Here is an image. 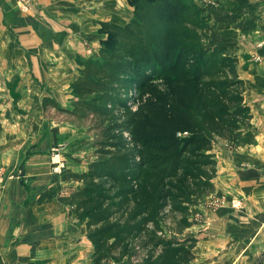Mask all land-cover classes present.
<instances>
[{"label": "trees", "instance_id": "16d2710c", "mask_svg": "<svg viewBox=\"0 0 264 264\" xmlns=\"http://www.w3.org/2000/svg\"><path fill=\"white\" fill-rule=\"evenodd\" d=\"M129 1L124 24L100 22L96 56H76L71 107L43 96L39 108L97 135L87 169L64 176L82 183L69 204L93 264H198L183 232L192 200L214 189L213 141L255 139L245 81L231 49L207 43L195 0Z\"/></svg>", "mask_w": 264, "mask_h": 264}, {"label": "crops", "instance_id": "0c3cea01", "mask_svg": "<svg viewBox=\"0 0 264 264\" xmlns=\"http://www.w3.org/2000/svg\"><path fill=\"white\" fill-rule=\"evenodd\" d=\"M35 1L32 10L25 14L16 8L14 0H0V113L10 110L12 97L6 85L10 81L14 82L12 91L21 105L23 98L44 94L66 107L72 97L70 85L78 74L76 56L88 58L89 48L91 55L96 54L105 38L99 32L100 22L124 24L131 18V8L123 0ZM195 1L199 5L202 2ZM227 2L230 3L222 8L211 6V14L215 29L220 27L216 32L232 34L223 44L238 58V71L247 90L253 89L249 91L251 103L247 104H253L255 139L234 155L215 156L213 184L215 191L226 193L229 200L246 199L241 200L244 206L237 211L228 207L230 203L210 209L202 203L203 195L196 197L190 211V219L195 220L191 219L184 233L197 239L194 249L199 253L211 252L216 264H261L255 257L264 254L254 242L263 239L264 221L256 224L257 220L246 217L256 219L258 214L253 210L264 205V200L259 199L264 176L257 163H252L250 170L243 167V157L248 161L264 157V115L259 116L264 113V87L257 89L258 84L264 85V64L255 60H264V0ZM106 7L111 10L109 13ZM202 14L204 17L203 10ZM223 19L224 24L218 25ZM3 121L1 117L0 125L6 126L8 122ZM24 141L11 145L9 137L0 135V264H89L86 227L69 204L75 189H71L67 179L59 180L60 174L53 173L51 165L49 169V162H42L38 145H33L26 156L25 167L15 172L19 157L16 145ZM252 221L255 223L251 225ZM246 227L254 231L246 234ZM220 251L223 260L216 259Z\"/></svg>", "mask_w": 264, "mask_h": 264}, {"label": "rangeland", "instance_id": "374dc122", "mask_svg": "<svg viewBox=\"0 0 264 264\" xmlns=\"http://www.w3.org/2000/svg\"><path fill=\"white\" fill-rule=\"evenodd\" d=\"M14 1H15L16 8L21 13H25V14L30 12L32 10V8L35 6V5L32 6V8H30L29 10L23 11L22 4H20L18 6L17 0H14ZM123 1H124V3L126 1L125 4H127L131 8V14L130 15L132 16V6H131L130 1L129 0H123ZM35 3H36V1H35ZM226 3H230V2H227V0H202L200 5L197 3L199 5V7L201 8V16L202 17H203L202 10L204 12L203 19L205 20V30H206V34H207V43L209 45H225L223 43L228 41L227 37L230 38L232 36V34H226L225 31H222V30L216 32L217 30H219L220 27L215 29L216 23H215L213 16L211 14V11H213V9H211V6H214L215 4H217V5L221 6V8H222V6ZM97 7L98 6H95V8H97ZM104 7L105 6H103L102 8L104 9ZM105 11H106V13H109L111 10L108 7H106ZM105 11H103V12H105ZM224 21H225V19L218 21V25H221L222 23L224 24ZM238 37L241 39L242 38L241 34ZM219 43H221V44H219ZM96 54H93L92 56H89V57H94V56H96ZM6 85H7V88H10L9 94L12 97V101L10 100L9 112L0 113V118L2 117V119H4L3 123L8 122V124L6 126L0 125V135L9 137L11 145L16 144L17 140H20V139L25 140L23 144L19 143V146L16 145V149L18 148L19 157H18L16 164H15L16 165L15 166V172L18 171L21 166L25 167L24 166L25 161L28 160V157H26V156H28L30 154V152L33 150V148H32L33 145H36V146L38 145V148H40L39 150L41 151L42 162L43 163L49 162L48 167L50 169V165H51V162L49 159L50 148L52 146L54 147V144L57 145L58 143H62L63 141H70V145H68L65 148V151L63 154V159L65 160L66 167L64 168L63 172L59 175V180L62 179L63 181H66L64 179V176H66L69 173L81 172L80 170H82L83 167H87L88 163L91 162L92 160H94V158H95V156H94V152H95L94 144H95L97 135L95 134V132L93 130H90V126H89L88 122H85V121H74V122L68 121V119H70L69 117H67L66 115H61V116L55 115L54 111L51 110L50 108H48L47 111L45 112V114H43V112L39 108V105L41 103L40 101L43 98V96H47L44 94L43 95H35L33 98H23L22 99V105L24 106V108H21L22 105L20 103H18L19 98H15V96H14L16 94V92L12 91L13 86H14V82L10 81ZM259 87H264V85L258 84L257 89H259ZM245 88H246L245 94H244L245 102L251 103L252 98L249 94V91L253 90V89L248 88V90H247L246 86H245ZM36 97L38 98L37 101H35ZM75 98L76 97L72 94V97L70 99H68L69 102H68V105H66V107H71V104ZM17 103L19 104V107H18ZM249 106H250L252 115L254 117L253 104H250ZM263 115H264V113H259V116H263ZM253 117L251 119V126L255 132V129L253 127L254 125H252L253 124L252 123ZM260 120L263 121L261 118H260ZM124 136H126V135L124 134ZM126 137H128V135ZM247 145H250V144H247ZM244 147H245V145L242 147L232 146V145H229L226 141L219 139V138H216L213 141L211 153H213L214 156L222 154V153L231 156L233 153L240 151L239 150L240 148L244 149ZM45 148H47V150L44 151L43 149H45ZM256 148H259V146ZM246 152L247 151H245V155L247 157V156H249V154H248V152L247 153ZM261 153H264V149L261 151ZM256 159H258V158H256ZM252 163L258 164V167L261 168V171H262L261 176H264V157H261V159H258L256 161H248V159L243 157V165H244L243 167H249V170H250L251 168H253ZM262 179H264V177ZM67 181H69L71 183V185H70L71 189H73V190L75 189V191L82 187L81 182H79L77 184V183H75V180H73V179L67 180ZM261 186H259V187H261ZM215 189H216V187L214 185V189L212 190V192L203 195V197H204L203 201H202L203 204L206 203L208 205L209 202H211V200H213L215 198H222V197H224L226 199V202L221 204L220 207H224L227 205V203H230V200H229L230 198L228 199V197H226V195H227L226 193L215 191ZM213 191H215V192H213ZM260 192H261V194H260L259 199L264 200V188H262L260 190ZM234 198H237V197H234ZM245 199H235V200H239V202L241 203V207L239 209H237V211L242 210V207L244 206V204H243V201H241V200H244V202H245ZM194 200H195V198L192 201H194ZM228 207H230V206H228ZM216 208H219V207H216ZM216 208H214V209H216ZM191 210L192 209L190 206V211ZM253 211H255V214H258L257 217H255L256 219H254L252 216H248V215H247L248 217H246V218H250L252 220H257V221H255L256 224L263 222L264 221V205L263 206L259 205V209L253 210ZM190 217H191V214L189 216V221L191 223V219L192 220H195V219H193V218L190 219ZM255 222L252 221L250 223L252 225ZM246 228H247L245 230L246 234L247 233L250 234V232L254 231L251 229V228H254V226L251 228H249V227H246ZM167 232H168V234H172L170 230H167ZM184 232H183V235L187 236V235H185ZM260 232H261V230H260ZM261 233H262L261 236H263V239L260 242L264 241V234H263L264 232L262 231ZM251 235H253V234H251ZM190 236H192V235H190ZM177 237H179V236H177ZM256 242H258V241L254 242V246L256 245L257 248L261 252H263V254H264V242H262V243H260V242L256 243ZM89 250H90V253L88 254L86 260L89 262V264H93L94 254H93V247H92L91 243L89 246ZM194 254L196 256V261L198 264H216L215 261H213L211 258V252L199 253L198 250L196 249L194 251ZM221 254H222V252L220 251L218 253V255H220V256L216 255V259L223 260L222 259L223 256ZM255 258L260 260L261 264H264V256H258ZM238 261H240V259L237 260V262ZM107 264H126V263L125 262L117 263L114 260H109ZM222 264H224V263H222Z\"/></svg>", "mask_w": 264, "mask_h": 264}, {"label": "built area", "instance_id": "2783aa9c", "mask_svg": "<svg viewBox=\"0 0 264 264\" xmlns=\"http://www.w3.org/2000/svg\"><path fill=\"white\" fill-rule=\"evenodd\" d=\"M17 4L18 6L22 4L23 11H25V10H29L30 8H32V6L35 5V0H17ZM87 53L89 54V56H92L91 55L92 52L90 48L87 49ZM255 60L262 61L264 63V60H260L259 57H257ZM123 133L126 136L128 135L126 132H123ZM68 145L69 143L65 141L60 144H57L51 150V157H50L51 171L55 174H61L64 168L66 167L65 160L63 159V152L65 151V148ZM224 202H226V199L224 197L215 198L211 200V202H209L208 206L210 209L211 208L214 209L216 207H220V205L223 204ZM230 207L232 209L237 210L241 207V203L239 202V200H230Z\"/></svg>", "mask_w": 264, "mask_h": 264}]
</instances>
